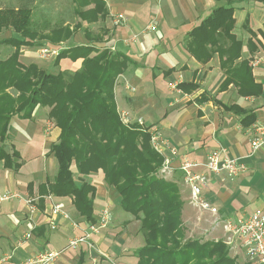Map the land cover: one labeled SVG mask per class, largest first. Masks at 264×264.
Listing matches in <instances>:
<instances>
[{"label": "crops", "instance_id": "obj_1", "mask_svg": "<svg viewBox=\"0 0 264 264\" xmlns=\"http://www.w3.org/2000/svg\"><path fill=\"white\" fill-rule=\"evenodd\" d=\"M37 1L0 0V9H17L22 5L32 9ZM102 1L109 28L103 39L105 43H94L83 31L77 30L66 40L68 45L61 48L104 46L113 51L120 50L128 55L131 59L130 63L118 76L114 87L118 111L126 112L132 120L140 118L145 127H155L165 144L163 155L173 157L174 166L183 157L203 161L211 149L219 145L224 146L227 149V155L237 157L246 166V170L232 178L224 172L219 174L206 172L208 183L203 189L204 197L221 213L230 217L241 216L257 208L264 211V144L254 154H250V141L254 134L253 125L264 124V67H250L254 81L261 85L260 95L240 96L232 84L225 90L218 91L219 84L224 78L218 55L215 54L207 62L202 63L196 60L186 48L189 31L208 16L220 2L217 0ZM256 3L264 5V3ZM240 11L244 17L241 16L238 23L234 15L233 32L235 33L236 26L241 25L245 28L244 22L248 20L247 25L253 31V35L251 36L247 30L249 37L245 40L237 37L236 33L235 35L243 41V44L248 38L254 44L253 52H249L246 45L242 48V56L246 55L249 60L251 55L264 48V38L263 33L257 30L260 26L257 28L254 26L248 11L245 9ZM119 14L123 15L125 20L116 24L115 18ZM250 20L253 21L252 26L249 25ZM67 23L66 20L64 25ZM12 35L16 33L10 27L1 30L0 58L12 53L13 46L1 42L2 39ZM62 43L65 41L60 44ZM38 58L40 56L33 46H21L19 61L25 66L34 63L47 72L54 73L58 70H75L81 65V58L76 60L62 58L58 62L46 61L43 63L46 64L45 67L42 65L43 61ZM180 82H192L197 87L189 93H183L174 86ZM201 93L207 95L208 100L198 102L196 98ZM212 97L226 105L235 104L240 108L253 111L255 121L248 127H243L240 124L241 117L224 110L222 105L215 102ZM39 108L42 107L37 106L29 119L15 115L10 120L11 133L16 139L7 144L19 152L21 167L14 172L3 167L0 162V195L7 190L16 191L22 196L39 195L38 185L49 180H40L36 184L30 176L38 169L44 170L46 164L42 168L43 160L38 155L44 153L46 147L50 151L51 145L59 139L61 129L54 126L48 135L43 136L40 129L42 125L34 123L29 125ZM43 108H46L48 112L47 107ZM14 117L16 122L11 123ZM34 144L37 145V149L33 152ZM172 148L176 151L173 156ZM178 173V171L175 172L174 179L179 177L176 175ZM84 179L96 188L93 203L95 220L102 209H109L108 227L92 237L95 250H89L82 244L77 248L64 251L55 264H59L69 254L75 255L77 259L80 251L85 252L86 257L88 256L87 264H91L93 257L97 259L96 264H135L136 257L132 251L141 246L142 241L141 238L138 240L136 233L127 230L134 221L129 219L125 222L120 221L119 218L125 214L119 205V195L112 187L104 184L99 171L90 173ZM178 182L183 200V223L188 218L192 224H197L196 226L200 224V227L207 231V239L220 233L219 227H214L211 223L210 214L207 211L200 212L196 206L192 205L184 183L180 179ZM29 183L32 184L31 189L28 187ZM56 197L65 202L66 209L69 204L72 205L69 197ZM41 209V215L28 221L27 208L23 200L16 198L0 200V264H17L41 249H60L66 245L69 238L79 234L80 229L89 223L79 217L80 229L78 230L71 226V217L66 219L57 216L52 217L56 221V228L51 229L47 220L50 217L49 206L45 201ZM201 220L207 223L203 224ZM122 223L126 231L115 232L114 230ZM57 227L61 228L58 232ZM53 230H56V233L49 234ZM26 232H31V238L18 245L17 242ZM220 234L222 237V232ZM218 238L214 237V239ZM98 250L102 254H99ZM231 251L238 259L244 258L241 249L236 248ZM7 255H11V258L1 261Z\"/></svg>", "mask_w": 264, "mask_h": 264}, {"label": "trees", "instance_id": "obj_2", "mask_svg": "<svg viewBox=\"0 0 264 264\" xmlns=\"http://www.w3.org/2000/svg\"><path fill=\"white\" fill-rule=\"evenodd\" d=\"M217 1L220 4L189 31L186 48L202 63L218 55L224 74L218 91L232 84L240 96H258L261 85L254 81L246 55L242 56L244 45L249 52L255 46L250 38L243 44L233 28L237 3H264V0ZM94 2L93 11L89 12L92 17L78 8L81 19L93 21L95 15L97 18L107 15L104 2ZM31 16V8L26 5L0 9V32L10 27L16 33L1 40L15 47L9 56L0 58V162L3 167L14 172L21 167L19 152L6 142L12 116L29 119L37 106L47 107L48 118L61 133L50 149L57 163L56 172L51 180L38 185L40 208H43L42 197L47 194L66 196L79 217L94 222L96 188L84 177L99 171L104 184L119 195L120 208L139 221L143 244L133 251L136 264H238L222 240L186 236L177 180L157 175L164 157L150 144L149 126L141 127L138 123L128 126L122 122L114 87L130 63L128 55L116 49L107 58L109 49L104 47L105 51L91 56L94 46H74L61 48L54 61L81 58L80 67L75 70H59L54 74L34 63L25 66L18 61V48L31 45L36 38ZM247 23L248 20L244 22L245 29L252 36ZM196 87L192 82L177 84L183 93ZM208 98L201 93L196 99L202 102ZM212 99L224 110L241 117L243 127L255 121L253 111ZM31 185L28 184L29 189ZM75 264H87L85 252H79Z\"/></svg>", "mask_w": 264, "mask_h": 264}, {"label": "built area", "instance_id": "obj_3", "mask_svg": "<svg viewBox=\"0 0 264 264\" xmlns=\"http://www.w3.org/2000/svg\"><path fill=\"white\" fill-rule=\"evenodd\" d=\"M125 18L119 14L115 18V23L120 24ZM60 49L41 47L37 53L40 57L56 56ZM248 64L251 68L264 67V48L255 52L249 57ZM177 87L176 85H174ZM120 117L125 124L131 123L132 120L126 112H121ZM137 122L141 123V119L137 118ZM254 134L250 141V154H254L264 144V124L253 125ZM151 145L160 153H162L165 144L161 139L155 127H148ZM224 146H217L211 149L205 156L203 161L192 160L189 157H183L179 163L174 166L172 164L173 157H164L163 163L159 169L160 176L169 178L173 177L178 171L182 177V181L189 192L190 203L196 206L200 211H207L211 217V223L214 227H220L222 230V238L231 250L240 248L244 257L251 264H264V211L254 209L253 211L241 216L230 217L219 211V209L211 204L203 194V189L207 186V174H219L224 172L228 177H235L246 170V166L239 161L237 157H229ZM172 156L176 151L171 149ZM16 198L21 199L26 204L27 220L31 221L42 214L39 202V195L22 196L16 191L7 190L0 195V200ZM43 198L49 206V227L56 228V221L52 217L62 216L70 218L66 212V205L62 199L57 198L53 194H47ZM110 213L107 208L100 211L94 222H89L84 229H80L77 220L71 221L74 229H80L79 234H74L68 239L66 245L60 249H41L30 257L24 259L17 264H55L58 257L66 250L77 248L84 244L89 250H95L92 236L98 234L109 224ZM31 232L22 235L17 244L31 238ZM99 254L100 251L98 250ZM11 255L4 256L1 261H6ZM96 257L91 258V264H96Z\"/></svg>", "mask_w": 264, "mask_h": 264}, {"label": "rangeland", "instance_id": "obj_4", "mask_svg": "<svg viewBox=\"0 0 264 264\" xmlns=\"http://www.w3.org/2000/svg\"><path fill=\"white\" fill-rule=\"evenodd\" d=\"M94 3H95L94 0H38L37 3L31 9V11H32V16H31L32 25H33L34 30H36V32H35V35H36L35 37L36 38H35V40H33L31 46L34 47L35 51H38L41 47H49V48L61 49L62 46H67L68 45V42L66 40L69 39L70 36L72 34H74L77 30L83 31L84 34H86V36L88 38H90L94 43H98V42L100 43L101 42V44H104L105 43L104 40H103L104 36L109 31V28L107 26V20H106V16L107 15L103 16V17H98V18H97V15H95L94 16L95 20H93V21H89V20H86V19H81L79 17V15H78V11L79 12L80 11H87L88 15H90L92 17V15L89 12L93 11ZM78 8L81 9V10H78ZM242 9H245V11L246 10L248 11V15H249V17L251 19H253L254 26L256 28H257V26H260L257 30H259L260 32L264 33V5L263 4H257L256 2H253V1L237 3L235 5L236 14H234V15H235V17H237L238 23L241 20V16L244 17V15L240 14L242 12L240 10H242ZM66 20L68 21V23L64 25V22ZM252 22L250 20L249 25L252 26L253 25ZM235 33H236L237 37H239V38H241L243 40H245L247 37H249L248 33L246 32V29L243 26H241V25L240 26H236ZM46 36L51 37L53 39L51 41H49L48 39L44 38ZM62 41H65V43L60 44ZM13 48L15 49L14 46H13ZM103 48H104V46H100V47L94 46L95 52H93L91 54V56L96 55V54H98L101 51H105V50H102ZM14 49H13V51H14ZM20 49H21V46L18 48V61H19ZM108 49H109V52L106 53L107 58L110 56V53L113 52V50H111L110 48H108ZM55 57L56 56H47V57H43V58L40 57L38 59H41V61H43L42 65L46 67V64H43V63H46V61L52 62ZM3 58H6V57H3ZM56 72H54V74H56ZM40 107H42V106H40ZM43 107L38 109L35 117L32 119V123L30 122L29 125H31L33 123L37 124V125H42V128H40V127L39 128L42 129L43 136H45V135H48L50 131H52V127H54L55 124L53 123V121L51 119L48 118V115H47V112H46L47 109L43 108ZM120 113L121 112H119V114ZM12 122H14V123L16 122V117H14L12 119L11 123ZM134 123H136V124L138 123L139 126L141 125L139 122L134 120L131 123H129L128 126H131ZM141 127H143V125H141ZM149 128H150V126H149ZM11 130L12 129L9 130L8 137H7L8 139L6 141L7 143L9 142V144H10V141H13L14 139H16L13 136V134L11 133ZM46 143L48 145V142H46ZM150 144H151V142H150ZM32 149H33V152H34L35 149H37V145L34 144ZM153 149H155V148L153 147ZM47 151H48V149L46 147L45 152L42 153L41 155H38V157H40L43 160V162L41 163L42 164V168H44V164H46L44 170L43 169L42 170L38 169L36 173L34 172V174L30 176V178H32V180L36 184L40 180L41 181L44 180V179L51 180L52 177L54 176L55 172H56V167H57L56 160H54V157L51 154L52 153L51 150L48 151V152ZM161 154L163 155V151H162ZM24 156H25V158H27L26 155H24ZM163 157H165V156L163 155ZM72 169H74L73 165H72ZM157 175L160 177L159 169L157 171ZM176 175L179 176V177H175V179L177 180L176 182L178 184L179 192H180V196H181V191H180V186H179L178 180L180 179L182 181V177L180 176L179 173L176 174ZM174 176H175V174H174ZM173 177H169V178L163 177V178L167 179V180H170V179H174ZM61 197H64V196H61ZM188 199H189V195H188ZM65 201L68 202V200H65ZM39 205H40V202H39ZM66 212L69 213V217H71L72 220H77V221L80 220L77 212L75 211L74 207L71 204L68 205V207L66 209ZM200 212H203V211H200ZM109 213H110V211H109ZM124 214L125 215H123L120 218L118 217V218L120 219V221L123 220L122 222H125L126 219L134 221L133 224L131 225V227H129V226L127 227V230H129L128 232L136 233L137 236H138L137 237L138 240H140V238H141V241H142V244H143L142 235L140 234V231H139V221L136 220L129 213L124 212ZM192 217L195 218V215L192 214ZM202 219H203V217H202ZM201 223L206 224L207 221H205V223H204L203 220H201ZM196 225L197 224H192L191 221L188 218H186L184 220L183 226L185 228L186 236L190 237V238H200L202 240H206L207 239V235H206L207 231H204V228L202 226L200 227V224L198 226H196ZM85 227H83V229ZM107 227H108V225H107ZM60 229H61L60 227H57V229H56L57 232ZM219 229L220 230H218V232H220V231L222 232L220 227H219ZM56 230H53L52 232H49V234L50 233H56ZM114 231L117 232V233L121 232V231H126L125 225L122 223L120 225V227L116 228ZM220 233L214 234L213 236L214 237L216 236L217 238L221 237ZM214 237L213 238L211 237V239H213V240H218L219 239V240H222L224 242L222 237L218 238V239H214ZM81 247H83V246H81ZM227 247H228V245H227ZM229 253H230L231 256H235L236 261H237L238 264H242V263L243 264H251L250 262L247 261V259L245 257L243 259H240V258L238 259L236 257V255H234L230 249H229ZM87 257H86V260H87ZM100 259H103V257H100ZM75 261H76L75 255L69 254L68 256L64 257L59 262V264H74ZM136 262H137V258H136ZM136 262H135V264H136Z\"/></svg>", "mask_w": 264, "mask_h": 264}]
</instances>
